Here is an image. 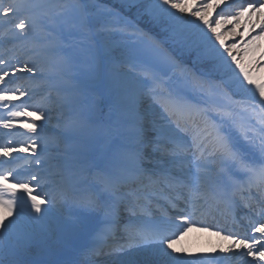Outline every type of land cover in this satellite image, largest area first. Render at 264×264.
I'll return each mask as SVG.
<instances>
[{
  "label": "bare ground",
  "instance_id": "6f19581e",
  "mask_svg": "<svg viewBox=\"0 0 264 264\" xmlns=\"http://www.w3.org/2000/svg\"><path fill=\"white\" fill-rule=\"evenodd\" d=\"M181 1L171 0L167 9L175 7L189 16L182 31L193 30L197 42H212L213 30L220 28L232 34L230 44L252 46L258 63L264 66V0H258L257 4L252 0ZM8 3L9 0L0 3V132L10 134L14 144L24 143V149L19 147L12 153L19 154L18 158L24 157L30 170L37 167L33 165L36 156L29 149L38 153V159L42 155L49 158L53 150L52 145L47 147L44 145L47 142L40 139L41 133L49 130H58L65 135L64 143L55 142L56 149L70 153V161L76 163L63 165V174L55 177V181L71 192L69 205L66 204L67 197L59 193L41 198L36 189L22 186L19 180L25 179L24 174L10 175L3 182L0 180V264H54L67 251L69 241L84 238L91 218L100 225L91 240L93 249L98 251L96 257H100L87 259L81 253L73 259L74 264H96L97 261L99 264H192V261L195 264H264V145H260L264 133L259 136L264 132V120L258 113L245 105L235 104L232 119L225 118V124L219 130L216 129L220 126L219 121L208 119L205 111L196 117L201 122L190 123L200 106L192 99V94L184 93L168 102L165 112L169 114L151 105L143 128L135 125L140 117L118 114L117 123L134 136L122 142L110 140L112 143L109 144L100 125L81 112L82 104L75 100V96L67 95L61 100L56 95L59 88H66L77 80L90 86L94 84L89 71L69 60L61 51L57 26L49 24L38 33L16 26L17 19L4 9ZM225 6L224 11L219 10ZM218 10L221 13L214 16ZM203 21V25L197 26ZM247 32L251 34L245 36ZM40 40L56 50L54 59L46 60L40 54L37 47ZM218 42L214 40L215 44ZM229 49L228 45L217 48L214 53L226 55ZM47 73L53 80L51 85H45ZM21 74L25 76L22 85L26 95L32 99L44 98L48 110L42 115L16 111L17 105L27 97L14 99L12 95L3 94L7 84ZM148 98L150 103L158 102L151 95ZM257 100L252 97V101ZM177 121L190 125V142L176 125ZM231 126L236 128L238 136L230 135V143L220 140L223 132L230 131ZM137 132L144 133V138H139ZM171 143L178 147L170 150L172 153L164 161L158 156L148 158L145 155L146 149L154 152L151 147L156 144L162 146L163 151V147L169 150ZM189 143L196 147V153L188 154ZM235 146L238 152L233 154L231 151ZM258 156L259 162L256 163ZM47 166L45 171L49 176L57 172L56 167ZM93 169L96 172L103 170L106 175L104 180H97L102 186L98 192L102 212L85 200L82 203L80 198L86 190L81 177ZM151 172L178 181L184 177L190 179L192 188L188 194L177 198L186 199L201 209V215L207 208H203L194 197L199 195L207 202L211 188L234 185L238 200L247 205L257 202L260 208L256 235L240 239L222 231L206 229L204 224L183 212L180 216L188 217L187 220L180 216H160L130 221L139 223L133 224L136 229L151 233L142 237L136 248L133 246L137 243H115L117 240L113 236L120 228L119 219L130 218L133 214L127 209L124 196L118 193L119 185L123 186L122 190L137 187L142 183V176ZM48 178L47 181L52 179ZM107 189L113 190L111 196ZM190 226L192 228L188 230ZM121 234L117 232L116 236Z\"/></svg>",
  "mask_w": 264,
  "mask_h": 264
},
{
  "label": "rangeland",
  "instance_id": "374dc122",
  "mask_svg": "<svg viewBox=\"0 0 264 264\" xmlns=\"http://www.w3.org/2000/svg\"><path fill=\"white\" fill-rule=\"evenodd\" d=\"M10 1L9 6L15 8L12 14L19 17L17 23L22 26L25 25L32 32H40L48 24H57L59 26L57 34L61 49L71 61L73 60L89 71L93 83H97L101 78L102 65L105 64L109 91L104 98H98L94 88L81 81L74 82L71 86L59 90L57 95L61 96L62 99L69 94L75 96V100L82 104L81 112L90 121H96L100 125L103 136L108 141L122 142L134 136L133 133L124 131L117 123L119 120L118 113L140 117L135 125L143 128L149 107L153 105L159 110L161 109L158 104L149 102L148 97L150 95L162 102H165L166 99L168 104L171 99L189 93L192 94L194 100L207 107V109L209 107L207 111L210 116L213 115L212 113L224 117L229 114V118L233 116L231 113L233 105L237 103L248 104L264 119V110L259 105L260 103L264 105V83L258 86L251 80V76H254L255 79L260 77L264 79V66L258 63L255 49L250 45L239 47L238 44H230L233 38L232 34H227L220 28L214 29L213 24L211 25V28L214 29L213 41L201 40L197 42V37L192 36L193 30H181L187 24L189 16L176 10L175 7L167 9V5L171 0H133L148 1V16L156 23H161L171 30L172 40H164L163 45L159 44L158 40L154 39L148 31L138 28L132 21L121 16L118 18L117 15L109 13L107 16L108 26L117 25L118 29L111 27L107 31L113 33L121 30L126 35V41L137 48L136 57H129L123 62H117L108 55L110 52L108 46L111 43L106 40L103 41L98 35L99 33L105 34L106 30L103 29L104 27H100V30L93 27L90 23V15L85 12L82 1L66 0L61 2V7L57 9L49 4L46 11L43 10L40 13H26V6L31 3V0H24L23 3L21 0ZM187 1L182 0L181 2ZM47 2H52V0H45L44 4ZM110 2L112 1L106 0L109 5ZM114 9L120 10V7L116 6ZM106 13H108V10H106ZM217 13L218 11L214 13V16ZM204 23L205 21L197 26ZM120 27H123V30L119 29ZM226 27H229V24ZM165 28L162 29L166 30ZM249 34L251 33L247 32L245 36ZM215 39L219 41L217 44L214 43ZM228 45L230 49L226 55H216L214 53L217 48H224ZM37 46L45 59L52 60L56 56L55 49L47 43L41 41ZM134 47L132 48L133 51H135ZM184 56L189 58L193 56V62H214V69L206 72L197 68V73H200V75H195V72L190 70L186 64ZM223 67L226 70L227 68L230 69L231 74L220 80L218 77L224 74L222 72ZM51 82L50 78L45 79V84H51ZM20 86L21 83L14 85L15 88L21 90ZM165 89L167 94L164 91ZM232 94L244 98L239 100L234 98ZM253 96L258 99L256 102L249 100ZM44 105L45 102L42 99L29 100L27 105L22 103L19 108L38 115L43 110ZM224 117L221 118V121ZM136 134L140 135L139 138L145 136L144 133L137 132ZM229 135L230 133H228L227 138ZM2 137L5 140L8 139L5 135ZM43 138L53 146L52 148H55L50 157L45 159L43 163L56 167L57 173L54 174L55 176L61 175L59 172L63 165H74L76 163V161L71 163L68 161L71 154L56 149L55 142L63 143L65 141L64 134L53 130L43 133ZM111 143L110 141L109 144ZM148 144L151 143L148 142ZM171 147L173 146L171 145ZM151 149H154V152H151L152 150L147 152L146 149L145 155L148 158L158 156V159L162 161L168 156L157 144ZM22 170L24 169H20V166H12L9 172H3L1 176L5 177L9 173L16 175ZM101 173L97 174L92 171L85 177L87 188L91 189L93 193L98 187L96 184L97 178L104 177L100 175ZM28 182L37 185L38 189H45L49 185L47 181L38 184V179L33 174L29 177ZM59 186L61 185L59 184ZM64 189L63 193L67 194L68 190ZM131 191H134V189H128L121 193L131 197ZM108 193L111 194L110 190ZM83 197L99 204V200L95 195H84ZM98 208L100 207L98 206ZM93 221L95 219L91 218L90 222ZM125 221L123 222L125 223ZM119 237L124 238L126 236ZM73 242H69V252L59 257L61 264H74L72 260L78 252ZM135 247H138V245H135Z\"/></svg>",
  "mask_w": 264,
  "mask_h": 264
},
{
  "label": "water",
  "instance_id": "95a60500",
  "mask_svg": "<svg viewBox=\"0 0 264 264\" xmlns=\"http://www.w3.org/2000/svg\"><path fill=\"white\" fill-rule=\"evenodd\" d=\"M96 89L98 90V92L100 94H104L106 92V88H105V85L104 83H102L101 85L97 86ZM96 230V226H91L88 230V236L91 235L92 232H94ZM84 242H86V239L84 240Z\"/></svg>",
  "mask_w": 264,
  "mask_h": 264
}]
</instances>
